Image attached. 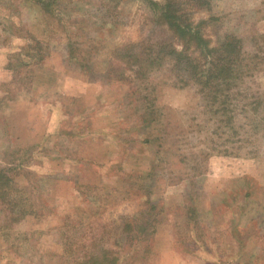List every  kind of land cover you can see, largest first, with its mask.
I'll use <instances>...</instances> for the list:
<instances>
[{
  "label": "rangeland",
  "instance_id": "374dc122",
  "mask_svg": "<svg viewBox=\"0 0 264 264\" xmlns=\"http://www.w3.org/2000/svg\"><path fill=\"white\" fill-rule=\"evenodd\" d=\"M150 1L0 0V264H264V0H177L230 86Z\"/></svg>",
  "mask_w": 264,
  "mask_h": 264
},
{
  "label": "trees",
  "instance_id": "16d2710c",
  "mask_svg": "<svg viewBox=\"0 0 264 264\" xmlns=\"http://www.w3.org/2000/svg\"><path fill=\"white\" fill-rule=\"evenodd\" d=\"M204 3L207 1L199 0L196 5L203 6ZM149 4L154 20L165 26L172 34L169 40L180 44L173 42V44H163L159 47L160 50L165 47L164 57H170L171 69L178 70V73L180 72L185 76L194 75L198 81L206 72L205 83L219 79L221 81L218 84L230 86L233 82L231 79L235 78L237 73L235 66L238 63L242 48L240 39L227 37L219 47H209L210 39L204 37L202 30L193 28L189 21V13L187 11L180 12L177 0H165L164 3L150 1ZM177 45L180 47L179 50ZM191 46L193 49L188 52ZM197 52L200 58L204 60L203 64L199 63L197 56H193ZM215 92H220V89H216Z\"/></svg>",
  "mask_w": 264,
  "mask_h": 264
}]
</instances>
